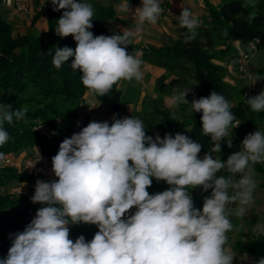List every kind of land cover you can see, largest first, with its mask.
<instances>
[{
	"label": "clouds",
	"instance_id": "1",
	"mask_svg": "<svg viewBox=\"0 0 264 264\" xmlns=\"http://www.w3.org/2000/svg\"><path fill=\"white\" fill-rule=\"evenodd\" d=\"M51 4L53 11L64 10L56 35H71L76 42L74 50L53 48L57 69L73 58L70 65L82 73V84L100 97L121 81H143V51L130 54L127 47L145 23L158 22L163 12L159 0H141L134 12L135 33L125 28L111 36H94L90 31L94 8L86 0H51ZM118 12H132L129 0H123ZM178 18L179 27L188 30L185 42L195 39L200 19L187 7ZM256 43L249 42L250 52ZM249 78L253 85L264 81L261 74L249 73ZM187 91L172 103L189 104ZM245 102L252 112H264V90ZM191 106L202 113L203 133L212 141L224 139L230 128L240 125L229 102L215 91L193 99ZM11 109L9 104L0 106V146L9 140L3 125L23 119L28 111ZM226 144L231 148L232 139ZM201 148L180 133L162 139L158 134L148 136L143 121L134 117L120 119L114 114L111 125L90 122L59 145L52 157V172L58 179L37 180L31 197L33 203L46 206L22 232L10 234L12 243L0 264H233L235 256L227 247L228 233L234 230L230 217H245L255 202L254 165L264 163V130L248 134L226 161L212 156L221 153L220 143L202 158ZM6 162L0 152V166ZM153 178L170 187L149 194ZM196 188L211 189L202 210L194 207L189 191ZM133 207L136 211L127 215ZM80 223L98 227L91 241L83 235L75 242L69 238V225ZM254 231L264 235V224L257 223ZM253 264H264V258Z\"/></svg>",
	"mask_w": 264,
	"mask_h": 264
},
{
	"label": "trees",
	"instance_id": "2",
	"mask_svg": "<svg viewBox=\"0 0 264 264\" xmlns=\"http://www.w3.org/2000/svg\"><path fill=\"white\" fill-rule=\"evenodd\" d=\"M207 4L212 22L210 27H201L196 30L195 39L185 42L187 29H180L177 38L172 44L161 48H149L132 43L127 47L131 54L139 49L143 51V60L162 67L166 73L157 80L156 87L163 92V84L168 78H172L171 86L178 89L181 87L180 79L174 75L178 67L190 71L189 76L195 82L193 93L195 98L208 97L215 91L221 94L229 102L233 97V88L223 81V70L211 62L208 52L216 42L239 41V47L244 54L250 55L248 44L257 39L256 51L264 49V0H255L254 5H246L243 0H230L222 4L218 9ZM93 5V28L90 31L94 36H111L118 30H110L106 23L113 19L114 10L99 0H86ZM136 4V0H129ZM51 0L41 7L35 15V19L45 17L47 30L38 33L15 34L13 24L6 21L0 14V106L11 105V110L27 108L25 117L15 120L12 124L5 123L4 129L9 134V140L0 146V152L5 155L15 154L27 148H38L39 153L47 157L52 163L62 143V137L76 134L74 121L81 106V100L87 89L81 82L82 73L71 67L70 58L68 62L57 69L53 63L54 47L76 48V42L71 35L61 38L56 35L55 27L57 20L64 10L53 11ZM155 58V60H153ZM250 73V71H249ZM172 77H170V76ZM177 89V90H178ZM183 92V91H182ZM96 100L106 111L122 116V89L118 84L105 96L93 93ZM231 106V105H230ZM161 114L159 128L163 133L171 132L188 136L202 145L201 152L211 151L214 142L210 136H206L202 130V113H192V119L188 123L175 115L173 111L165 108L158 109ZM230 111L237 119L245 118L247 108L243 105L231 106ZM258 117H264V112L257 113ZM234 121V122H235ZM46 125L51 138L39 135L34 127ZM146 130V129H145ZM146 135L149 136L146 130ZM222 139L219 143L221 148L227 146ZM235 143V142H232ZM214 147V146H213ZM254 168L264 173L260 164ZM37 176L17 168H4L0 166V188L13 184L32 183ZM17 182V183H13ZM170 186L164 181L153 183L147 189L149 194L160 193ZM34 194H16L7 192L0 193V258L6 257L11 246V232L16 229L23 231L29 224V219L37 210L43 206L33 203L31 197ZM211 195V189L203 191V197L197 198L192 195L194 207L202 210L204 198ZM6 231H10L9 235ZM73 242L83 235L86 241H91L98 231L97 226L69 225ZM233 249L237 253H246L252 256L254 261L264 258V235L238 240Z\"/></svg>",
	"mask_w": 264,
	"mask_h": 264
},
{
	"label": "rangeland",
	"instance_id": "3",
	"mask_svg": "<svg viewBox=\"0 0 264 264\" xmlns=\"http://www.w3.org/2000/svg\"><path fill=\"white\" fill-rule=\"evenodd\" d=\"M243 1L246 5L255 4V0H243ZM100 2L102 4H105L111 7L115 13H119L118 7L123 2V0H101ZM160 3H161L160 6L163 8L162 13H166L168 7L164 8V3L163 2H160ZM205 6H207V4ZM130 7L133 8L136 6L131 4ZM169 14L165 17L163 16L162 19H159L160 21L163 22V25L162 24L159 25L160 28H162L163 26L165 30L161 29V32H158V30H156L161 37V40H160L161 43L158 48L166 47L172 44V41L177 38V34L179 33L180 29H182L179 26H176L174 22L172 24L168 22L169 18L170 20L173 21L171 15L169 16ZM4 19L6 20V18ZM134 38L136 42H139V40L135 36ZM144 38H145V34L141 33V40L143 41ZM216 44L217 42L214 44V46L211 49L208 50V52L211 56V62L222 68L223 81L233 88V97L230 101V105L236 106L240 104L247 108L245 118L243 120H240V119L236 120L240 122V125L233 129L230 128L229 136L225 137V140H224L225 142H227V140L229 139H232V142H235V143H232L233 146L231 148H229L228 146L221 148L222 149L221 153H212L213 158H215V156H220L221 160L226 161L229 155L240 150L241 142L248 134L257 131L259 128L261 130H264V117H258L257 113L252 112L250 109V106L245 102V100H247L248 98L257 95L261 92V90H264V81H257L253 85V81L249 78V71L250 73H253V74L264 75V49L250 53L249 59L247 60L245 64V71H243L241 70L243 68V63H244L242 56H241L243 51L241 50V53L239 54V56L235 58V56H237L238 54V50L229 48L228 54H232L233 56L231 59L226 61L227 55H225L224 57L220 56L221 50L219 49V47L220 45H222V42H219L217 45ZM146 46H149V45H146ZM153 60H155V58H153ZM189 74H190V71L183 70L180 64V68L178 67L177 69H175L174 75H176L180 79L181 87L179 89H178V86L177 88H175V86L172 87L169 82L172 80V78L171 79L168 78L167 82L163 84V92H160L159 89H157L156 87L157 80L153 78H149V76L143 79L142 82H137L135 81V79H133L131 82L126 81V80L121 81L118 84V88L122 89V100H121L122 112H123L122 116L124 118L134 117V118H138L142 120L144 123L145 129L149 133V136H152L153 138H155L157 134L160 136L161 139L166 134H170L174 137L175 135L173 133L171 132L163 133L161 128H159L161 114L157 110L165 108L167 110L173 111L177 117L181 119L182 118L185 119L186 121H188V123L190 122V120H193L192 119L193 110H192L191 103L193 99H196L194 93L192 92L193 89L196 87L195 86L196 84L192 80V78L189 76ZM186 89L188 91H187V95L185 98L189 104L172 103L173 98L177 94H179L180 92ZM250 93H251L250 97L246 96L247 94H250ZM198 99L200 98L198 97L197 100ZM95 112H96V115H99L100 112L104 113L105 111L104 109L103 110L101 109L99 112L98 111H95ZM78 114L79 112L77 113V117H78ZM104 115H105V118H104L105 122H109L113 120V117H110V115L112 114H108V111H106ZM98 118L100 119L102 117H98ZM76 119L74 122H76ZM75 133H76V130H75ZM220 141H213L214 145L215 143H219ZM208 152H211V151H208ZM205 153L207 152L199 153V157L202 158L205 155ZM35 155L37 156L41 155L39 153V149L37 150V152H34V148H27L25 150L16 152L15 154H8L6 155V157L12 156L14 160L13 165L7 166L6 164H3L1 167H4V168L13 167V168H17L20 171H25L24 170L25 159L35 156ZM258 164H260V166L264 168V163H258ZM27 172L30 175L33 174L34 176L38 177L37 179H35V181H32V183L22 184L23 187H26L29 189L30 194H34L36 182L37 180L45 179L44 173L46 172V170L44 172L43 169H36L34 171H27ZM254 179L257 183V188L255 192L253 193L254 200H255L254 204L250 207L245 217L238 218L234 215L230 217L234 225V230L228 233L229 239H228L227 247L231 248L235 256L233 264H253L254 260L252 256L246 253L244 254L237 253L233 249V247H234L235 242L238 240H243L245 238L256 236L258 233L254 231V226L257 223L264 224V173L259 172L254 168ZM13 183H17V182H13ZM9 185L7 187L0 188V193L5 194L7 192H11L10 191L11 187H9ZM189 191L190 192L192 191L191 194L196 196L197 198L203 197V190L201 188H196L193 190L189 189ZM135 211H136V208L133 207L127 215H131ZM35 215L36 214H33L30 217L29 223L35 217ZM125 218H127V216ZM81 225L89 226V227L96 226V225L84 224V223H81ZM17 232H22V231L19 229H16L14 232H11V234H15ZM9 233L10 231H6V234L9 235ZM72 237L73 235L70 232L69 238L71 239Z\"/></svg>",
	"mask_w": 264,
	"mask_h": 264
},
{
	"label": "crops",
	"instance_id": "4",
	"mask_svg": "<svg viewBox=\"0 0 264 264\" xmlns=\"http://www.w3.org/2000/svg\"><path fill=\"white\" fill-rule=\"evenodd\" d=\"M160 2H163L164 8L168 7V9L166 13L161 14L159 19H162L163 16L165 17L170 13L169 16L171 15L173 21L169 18L168 22H170V24L174 22L176 26H179L178 16L181 14L183 7H187L192 11L193 15L197 16L200 19L201 23L199 25V28L211 26L212 19L208 7L205 6L206 2L204 0H159V3ZM225 2H228V0H208V4L212 5L214 8L217 9ZM46 3L47 0H31L27 4V11L25 13H20L16 12L11 6H9L6 1L0 0V14L3 16V18H6V20L13 24L15 34L24 35L25 33L45 32L47 30V22L45 17H40L37 19H35L34 17L41 9V7L44 6ZM133 5L136 7H140L141 0H136V4ZM159 21L160 20H158L155 25H150L146 23L141 30V33L145 34L144 40L136 42L134 38L133 43L142 46L145 49H148L149 47L158 48L161 43V37L158 32H161V29H164L163 26L162 28H160L159 25H163V22ZM106 26L112 31H122L123 29L127 28L128 30L135 33L138 27V23L136 21L130 20L126 14L115 13L113 19L108 21L106 23ZM156 30H158V32ZM218 43L219 42H217V44ZM229 48L238 50V54L237 56H235V58H237L241 53L239 41L222 42V45H220L219 47V49L221 50L220 56L224 57L225 55H227L226 61L231 59L233 56L232 54H228ZM144 62L145 63L142 66V71L144 73L143 79L149 76V78L158 80L161 75L166 73V71L162 67L151 64L147 61ZM101 109H104V111L106 112L105 108L96 100L94 94L90 90L86 91L81 100V106L78 110V117L76 119V122L74 123V131L76 130V134L79 133L82 128L86 127L90 122H97L99 119L98 117L105 118V112H100L99 115H96L95 111L99 112ZM108 114L112 113L108 112ZM110 117H113V114L110 115ZM112 122L113 120L109 121V125H111ZM37 150L38 148L34 147V152H37ZM50 171L52 172V164L50 166Z\"/></svg>",
	"mask_w": 264,
	"mask_h": 264
},
{
	"label": "built area",
	"instance_id": "5",
	"mask_svg": "<svg viewBox=\"0 0 264 264\" xmlns=\"http://www.w3.org/2000/svg\"><path fill=\"white\" fill-rule=\"evenodd\" d=\"M4 1H6L9 4V6H11L16 12L25 13L27 11V4L31 0H4ZM136 8H138V7H133V8L131 7L132 12L129 15H127V17L130 20L136 21L138 23V17H136L134 15ZM136 38L139 41H141V31L136 35ZM257 41H258L257 39H254L253 43H256ZM241 56H242V59L244 61L243 68L241 70L245 71V64H246L247 60L249 59V55L242 53ZM246 96L250 97L251 93L247 94ZM97 122H105L104 117L98 119ZM34 130L41 136H44L48 139L51 138V133L49 132L46 125L40 124V125L34 127ZM71 136L72 135H66V136L62 137V142L65 138H71ZM6 159H7V162L5 164L7 166L13 165L14 160H13L12 156H8V157H6ZM51 164H52L51 161L47 157H45L43 155H38V156L35 155V156H32V157L25 159L24 170L34 171L36 169H43L44 172L46 170V172L44 173L45 179H43V181L52 182L54 180H57L58 178L55 177L53 172L50 171ZM25 186H27V185H25ZM9 187H11L10 188L11 193H16V194H28L29 193V189L26 187H23V185H21V184H13Z\"/></svg>",
	"mask_w": 264,
	"mask_h": 264
}]
</instances>
